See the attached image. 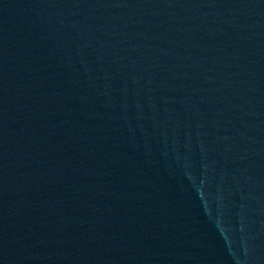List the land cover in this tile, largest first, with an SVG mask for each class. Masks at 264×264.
<instances>
[{
  "label": "water",
  "instance_id": "water-1",
  "mask_svg": "<svg viewBox=\"0 0 264 264\" xmlns=\"http://www.w3.org/2000/svg\"><path fill=\"white\" fill-rule=\"evenodd\" d=\"M0 264H264V0H0Z\"/></svg>",
  "mask_w": 264,
  "mask_h": 264
}]
</instances>
